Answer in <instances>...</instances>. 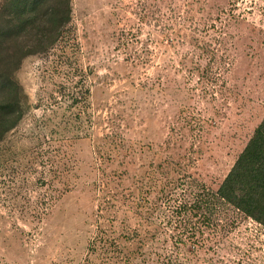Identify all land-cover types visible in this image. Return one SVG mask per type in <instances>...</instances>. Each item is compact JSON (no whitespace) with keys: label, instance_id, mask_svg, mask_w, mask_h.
Masks as SVG:
<instances>
[{"label":"rangeland","instance_id":"1","mask_svg":"<svg viewBox=\"0 0 264 264\" xmlns=\"http://www.w3.org/2000/svg\"><path fill=\"white\" fill-rule=\"evenodd\" d=\"M71 7L67 60L63 45L22 55L28 38L2 42L30 108L0 143V264H77L96 220L133 226L139 198L143 216L174 220L181 187L216 190L264 116V0ZM72 67L89 89L80 113L60 103ZM211 213L193 262L264 264V227Z\"/></svg>","mask_w":264,"mask_h":264},{"label":"trees","instance_id":"2","mask_svg":"<svg viewBox=\"0 0 264 264\" xmlns=\"http://www.w3.org/2000/svg\"><path fill=\"white\" fill-rule=\"evenodd\" d=\"M71 12V0L0 2V143L30 108L26 94L11 71L10 55H1V51L5 50L2 42L23 36L28 38L29 44L20 49L22 55L50 52L58 45L68 43ZM59 52L68 59L66 46H60ZM70 69L69 83L60 85V103L66 102L67 110L76 109L80 113L88 104L86 74L80 67ZM75 75L77 79H74ZM63 123L67 131L79 128L67 118ZM46 126L43 122L42 128ZM185 184V189L181 187L183 192L177 198L179 203L170 208L174 220L162 221L157 206H153L157 210V224L143 216V198H139L133 206L136 211L132 212L138 216L133 226L124 220L119 225L113 223V219L107 224L96 220L85 256L77 264H197V252L207 241L203 227L217 230L218 224L210 214L220 211L221 207L230 208L264 227V116L216 190L194 179ZM53 207L51 201L43 214H48ZM169 230L177 231L176 235ZM187 242L192 244V249L185 248ZM65 262L69 263L63 260L61 264Z\"/></svg>","mask_w":264,"mask_h":264}]
</instances>
